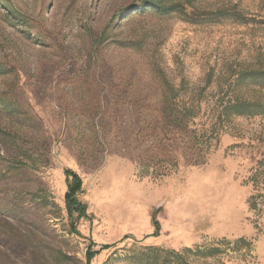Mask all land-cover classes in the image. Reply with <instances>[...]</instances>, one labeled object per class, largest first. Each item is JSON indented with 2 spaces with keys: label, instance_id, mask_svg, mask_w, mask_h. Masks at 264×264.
<instances>
[{
  "label": "rangeland",
  "instance_id": "rangeland-1",
  "mask_svg": "<svg viewBox=\"0 0 264 264\" xmlns=\"http://www.w3.org/2000/svg\"><path fill=\"white\" fill-rule=\"evenodd\" d=\"M256 70L264 0H0V264H264Z\"/></svg>",
  "mask_w": 264,
  "mask_h": 264
},
{
  "label": "trees",
  "instance_id": "trees-1",
  "mask_svg": "<svg viewBox=\"0 0 264 264\" xmlns=\"http://www.w3.org/2000/svg\"><path fill=\"white\" fill-rule=\"evenodd\" d=\"M151 7V6H150ZM157 8L161 13L168 14L172 11H183L179 4H174L172 6H165L161 2H157L153 6ZM249 76L255 79H261L264 81V70H256L249 72ZM264 113V98L258 99H234L228 100L227 103L223 106V109L219 113V117L225 116L229 118L233 115L237 116H253ZM170 121L179 123L185 117H190L194 115V112L189 108L185 109L182 115H178L170 112L168 114ZM66 182H67V192L65 196L66 208L69 216H73L74 212H77V217L81 218L86 214V206L78 198V193L82 190V179L74 171L67 170L66 172ZM253 207L256 206V203L252 204ZM155 226L159 228V223L155 220ZM156 249L158 252H164L165 256L160 264H170L171 261L168 260L169 256L175 258L173 264H195V261H198V258L204 259L202 264H210L207 261V258H212L220 254V248L214 247L211 245L206 246H192L186 247L180 251L173 250H164ZM158 259V257H155ZM153 259V258H152ZM106 264V263H105Z\"/></svg>",
  "mask_w": 264,
  "mask_h": 264
}]
</instances>
